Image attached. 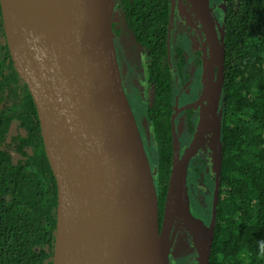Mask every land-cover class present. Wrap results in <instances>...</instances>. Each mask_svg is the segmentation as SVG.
I'll use <instances>...</instances> for the list:
<instances>
[{
    "label": "trees",
    "instance_id": "obj_1",
    "mask_svg": "<svg viewBox=\"0 0 264 264\" xmlns=\"http://www.w3.org/2000/svg\"><path fill=\"white\" fill-rule=\"evenodd\" d=\"M175 1L116 0L114 15L121 14L142 49L153 86L146 118L161 226L173 165L172 113L197 98L199 90L192 96L188 88L204 84L200 53L188 61V37H172L173 19L181 16ZM113 34L117 44L114 24ZM222 45L220 172L207 175L203 155L191 157L190 214L213 224L209 264H264V0H225ZM185 113L198 116L194 108ZM194 131L190 124V134ZM57 207L39 114L15 68L0 4V264H53Z\"/></svg>",
    "mask_w": 264,
    "mask_h": 264
},
{
    "label": "water",
    "instance_id": "obj_2",
    "mask_svg": "<svg viewBox=\"0 0 264 264\" xmlns=\"http://www.w3.org/2000/svg\"><path fill=\"white\" fill-rule=\"evenodd\" d=\"M207 2L206 12L194 15L202 25H210L219 55V72L216 82L210 83L208 104L213 105V117L221 120L226 55ZM0 4L15 68L35 102L57 182L53 264H109L141 226L147 264H174L169 257L170 235L175 216L185 218L173 210L178 165L184 158L176 134L177 110L172 118V175L161 226L156 173L123 86L115 48L116 0H54L63 37L59 45L37 0H0ZM13 50L22 59L26 75L17 68ZM194 154L188 155V164ZM82 181L89 193L84 203ZM186 199L192 216L188 195ZM192 223L209 228L206 250L200 257L201 264H209L213 224L206 227L202 220L193 219Z\"/></svg>",
    "mask_w": 264,
    "mask_h": 264
},
{
    "label": "flooded vegetation",
    "instance_id": "obj_3",
    "mask_svg": "<svg viewBox=\"0 0 264 264\" xmlns=\"http://www.w3.org/2000/svg\"><path fill=\"white\" fill-rule=\"evenodd\" d=\"M175 8L179 10L181 13L180 18L174 17L173 22H172V28H171V34L172 37L175 39L177 35L180 33L182 36L184 35L185 37H188L189 44H190V49L189 50V56H188V61L190 59H193V55L195 56L196 52L200 53L201 56V61L203 64V71H202V80L204 81V84L198 88L196 87H190L187 89V91L192 92V96H194L198 91V96L194 100H190L186 104L176 107L173 110L172 117H171V133H172V118L174 115V111L177 110V113L175 114V126H176V134H177V139L179 142V151L181 152V157L185 155L187 150L193 146L194 140L196 138L197 132H198V127H199V122L200 118L202 115V108L206 105H208L209 102V95H206L207 97L205 98L204 95V90L210 85V83H215L217 79V75L219 72L218 64H214V78L213 81H210L207 77L204 75V59L211 54V49L209 46V43H207L206 39V33L203 29V25L196 19V16H192V21H188L185 18V15L183 13L182 8L178 4V0L174 2ZM184 6L187 9L189 7V4L185 3ZM194 17V18H193ZM115 18V17H114ZM178 21H183L185 25L181 27L180 30L176 29L174 30V25L177 24L176 22ZM189 23H193L194 26H190ZM115 28L119 31V40L117 44H115L116 52H117V58H118V63L119 67L121 70V77H122V82L123 86L126 92V95L128 97V100L130 102V105L132 107L133 113L135 115L137 124L139 126L143 142L145 145V149L147 151V154L150 159V154L152 152V137L150 133V127L146 118V109L147 107L151 104V101L153 100L154 97V91H153V86L149 83L148 81V72H147V64L142 52V49L137 45L133 35L127 30L124 19L122 18L121 14L119 13V22H116L114 20ZM178 30V31H177ZM177 31V33H176ZM176 33V34H175ZM126 37H131L132 38V45L129 49H127L125 42H126ZM201 37V42L207 47V56H204L203 50L202 49H197L196 46L194 45L195 38L200 39ZM115 42V41H114ZM126 47V48H125ZM194 60H191L190 64H193ZM188 71L191 74H194L195 72V67L193 65L189 66ZM146 76V77H145ZM209 81V82H208ZM195 90V91H193ZM191 95V93L189 94ZM187 95L182 98V101L187 99ZM208 98V99H207ZM208 100V102H207ZM189 108H194L198 111V116L193 115L191 119H189L185 113V111ZM142 111V113H140ZM220 112V110H219ZM146 121L148 124L149 128V135L150 139H148L147 132L144 128V123L143 121ZM190 124L193 126L195 125V131L193 134H190ZM211 127L204 133V140H202L201 144L198 146L196 149L195 153H200L203 155L206 166L204 168V172L207 175H212V173H215L219 175L215 163L212 158V150H211ZM203 137V136H202ZM201 137V139H202ZM207 138V139H206ZM173 140V138H172ZM201 141V140H200ZM200 143V142H199ZM147 147V148H146ZM152 166V165H151ZM153 168V167H152ZM190 166H188V172H187V178L189 182L190 175ZM194 186V185H192ZM187 191L188 194H191L190 188L187 186ZM187 194V195H188ZM189 197V195H188ZM193 216V215H192ZM206 227H210V224H206ZM174 231V228H173ZM187 232V230H186ZM189 234V247L191 250L187 251L189 253L188 256L181 257V255L177 256H172L171 261H174V264L177 262L179 263L180 260L185 259L186 264H190L189 261H191L193 264H197V252L198 248L196 247L194 243V239L192 235L188 232ZM174 251V249H173ZM187 253V254H188ZM189 260V261H188ZM201 264V263H200Z\"/></svg>",
    "mask_w": 264,
    "mask_h": 264
},
{
    "label": "bare ground",
    "instance_id": "obj_4",
    "mask_svg": "<svg viewBox=\"0 0 264 264\" xmlns=\"http://www.w3.org/2000/svg\"><path fill=\"white\" fill-rule=\"evenodd\" d=\"M43 9L45 16L50 24L53 37L57 45L61 44L63 41V37L60 33V21L59 17L56 13V6L54 4V0H37ZM185 2H188L191 5L190 9H187L186 7H183V13L185 15V18L188 21H192V16H194L195 13H203L206 12L204 8H208V2L207 0H183ZM190 7V6H189ZM188 7V8H189ZM194 18V17H193ZM203 28L210 40H212L213 44L211 46L212 53L209 57L206 58L204 62V75L210 81H213L214 78V64L219 61V55L218 52H214L213 48L215 46L213 39L210 36L211 33V27L208 23H203ZM14 57L16 59V65L17 68L20 70L22 75H26L27 71L24 68V64L22 59L19 57L17 52L13 50ZM209 82V81H208ZM212 91L211 86L209 85L204 90V95H210ZM213 105L204 106L202 108V115L199 122L198 132L196 135V138L194 142L196 144L198 141L200 142L201 135L204 131V128H200L204 126L206 119H209L211 116V113H214L212 109ZM206 118V119H205ZM220 121L218 124H215L212 126V132H211V150H212V158L216 165L221 164V154H222V147L220 142ZM194 144V143H193ZM196 148V147H195ZM192 147L190 148V150ZM193 151H196L194 149ZM192 151V152H193ZM190 152V151H189ZM191 153V152H190ZM188 151L185 153L184 158L178 165V171H177V182H176V195H175V201L173 205V210L175 211H181L183 216L188 220V228L193 236L194 242L196 247L204 253L206 250V241H207V231L204 230L203 227L197 223L193 224L192 219H194L192 216L189 215L188 211V204H187V172H188V155L190 154ZM220 168V167H219ZM219 168L217 170H219ZM79 186H81V189L84 190L86 188L85 181H82L79 183ZM84 188H83V187ZM83 198L81 199V203H84L89 198V193L84 190L83 191ZM191 211V210H190ZM209 229H208V236H209ZM169 235V224L166 221V224L163 227L162 232V239L167 243ZM147 247H146V235L144 233V229L141 226L138 228L135 232V238L127 241L124 246L121 248L119 252H117L109 264H147Z\"/></svg>",
    "mask_w": 264,
    "mask_h": 264
},
{
    "label": "rangeland",
    "instance_id": "obj_5",
    "mask_svg": "<svg viewBox=\"0 0 264 264\" xmlns=\"http://www.w3.org/2000/svg\"><path fill=\"white\" fill-rule=\"evenodd\" d=\"M185 3L186 2L183 1V0H178V4H179V6L181 8L185 7L184 6ZM210 4H211V7H212V15H213V19H214L216 30H217V32L219 34L220 39L222 40L223 33H224L225 0H211ZM114 20H116V22H119V13L116 14ZM176 23L177 24L174 25L173 29L174 30H176V29L180 30L181 27H183V25H185L186 22L184 23L183 21H178ZM189 24H190L191 27L194 26L193 23H189ZM177 31H176V33H177ZM206 39H207V43H209V46L213 44L212 40H210V38H208L207 35H206ZM201 40H202L201 37H200V39L199 38L198 39L195 38L194 45L196 46L197 49H199V48L202 49L203 53H204V56H207V47L201 42ZM125 45H126L127 49H129L131 47V45H132V38L131 37H128V38L126 37ZM210 49H211V46H210ZM213 50L217 54V49L215 47L213 48ZM211 53H212V50H211ZM209 56H207V57H209ZM206 58L204 59V62H205ZM216 64H218V61L216 62ZM206 97L207 96H205V98ZM207 102H208V100H207ZM206 106L208 107V105H206ZM140 113H142V111H140ZM210 116L211 117L209 119L205 118L206 122H205L204 126L200 127V128H204V131H203V133L201 135V137L202 136L203 137H202V139H200L201 140L200 143H199V141H198L197 144H196V142H194V144L192 146V149L190 150V148H189L187 150L188 153H190L194 149L198 148V146L201 144L202 140H204V135L203 134L206 133V131L209 129V127H211L210 129H211V132H212V126L215 125V124H218L219 121H221V120H219V118L213 117L214 113H211ZM143 123H144V128H145V130L147 132V135H148L147 137H148V139H150V135H149L150 133H149L148 124H147V122L145 120L143 121ZM215 166H216V169H218L220 167L219 165H216V164H215ZM175 217L176 218H175L174 224H173L174 231H173V228H172L171 235H170V247H169L170 260H171V257L175 256V255H176V257L179 256V255H181V257L188 256L189 253L187 251L191 250L190 247L188 246L189 245V237H190L188 232L191 234V232H190V230L188 228V221L184 217H182L180 215H177ZM197 221H199V220H197ZM205 229L207 231V238H208V229L209 228H204V230ZM186 230H187V232H186ZM173 249H174V251H173ZM197 253H198L199 257L203 256L202 252L200 250ZM172 262L174 263V261H172ZM189 263L193 264L191 261H189ZM194 264H196V263H194Z\"/></svg>",
    "mask_w": 264,
    "mask_h": 264
}]
</instances>
